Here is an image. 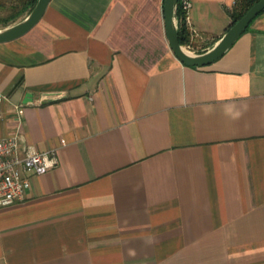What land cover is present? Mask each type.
Segmentation results:
<instances>
[{
  "label": "crops",
  "instance_id": "crops-1",
  "mask_svg": "<svg viewBox=\"0 0 264 264\" xmlns=\"http://www.w3.org/2000/svg\"><path fill=\"white\" fill-rule=\"evenodd\" d=\"M235 1L190 0L185 46L211 48ZM164 2L50 0L0 43V135L60 159L0 209V264H264V11L192 66Z\"/></svg>",
  "mask_w": 264,
  "mask_h": 264
},
{
  "label": "water",
  "instance_id": "water-1",
  "mask_svg": "<svg viewBox=\"0 0 264 264\" xmlns=\"http://www.w3.org/2000/svg\"><path fill=\"white\" fill-rule=\"evenodd\" d=\"M180 0H165L164 13L168 40L171 49L185 64L205 66L223 56L247 29L252 20L264 10V0L253 4L244 15L232 24L219 40L204 52L196 53L185 47L179 40L178 6ZM50 0H37L34 8L21 20L0 28V43L8 42L23 36L43 16ZM30 95V94H28Z\"/></svg>",
  "mask_w": 264,
  "mask_h": 264
},
{
  "label": "built area",
  "instance_id": "built-area-1",
  "mask_svg": "<svg viewBox=\"0 0 264 264\" xmlns=\"http://www.w3.org/2000/svg\"><path fill=\"white\" fill-rule=\"evenodd\" d=\"M179 2L186 12L188 24L191 2L190 0ZM5 100L8 98L0 91V104ZM15 108L18 118H21L23 106L17 105ZM59 161V154L55 148L46 151H39L33 147L23 148L18 128L9 135H0V209L24 200L31 186V175L43 174L56 167Z\"/></svg>",
  "mask_w": 264,
  "mask_h": 264
},
{
  "label": "trees",
  "instance_id": "trees-1",
  "mask_svg": "<svg viewBox=\"0 0 264 264\" xmlns=\"http://www.w3.org/2000/svg\"><path fill=\"white\" fill-rule=\"evenodd\" d=\"M257 1L259 0H236L230 12L232 24L240 19ZM36 3L37 0H0V24L5 27L23 19L34 8ZM178 26L180 43L182 45H191L193 32L187 25L186 12L182 9L180 2L178 6Z\"/></svg>",
  "mask_w": 264,
  "mask_h": 264
},
{
  "label": "rangeland",
  "instance_id": "rangeland-1",
  "mask_svg": "<svg viewBox=\"0 0 264 264\" xmlns=\"http://www.w3.org/2000/svg\"><path fill=\"white\" fill-rule=\"evenodd\" d=\"M2 27H4V25L3 24H0V28H2Z\"/></svg>",
  "mask_w": 264,
  "mask_h": 264
}]
</instances>
